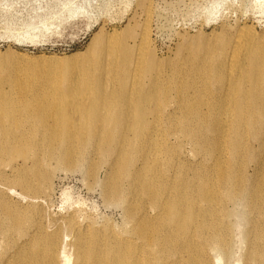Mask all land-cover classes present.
Returning <instances> with one entry per match:
<instances>
[{
  "label": "bare ground",
  "instance_id": "1",
  "mask_svg": "<svg viewBox=\"0 0 264 264\" xmlns=\"http://www.w3.org/2000/svg\"><path fill=\"white\" fill-rule=\"evenodd\" d=\"M144 12L147 22L152 11L147 7ZM143 25L133 52L117 30L108 33L104 43L87 56L76 52L75 64L64 76L71 78L65 88L49 82L20 85L18 80L19 84H8L7 88L0 85V155L8 152L11 156L0 166V220L8 227L0 229V264H189L192 258L194 264H213L210 260L213 253L225 259L230 256L223 230L230 231V204L243 205L247 215L244 264H264L263 38L250 28H241L231 41L222 39L215 60L204 65L208 78L216 86L211 89L212 98L199 102L207 104V108L192 104L187 86V90L182 88L187 96L182 95L171 110L160 114L161 105L166 107L172 100L167 94L162 100V88L153 82L157 68L148 48L150 26ZM39 57L35 58L36 64L53 58ZM142 77H147L150 86L155 83L152 92L140 86ZM196 91L199 92L198 88ZM147 103L156 106L145 109ZM91 124L101 125L99 132L103 129L107 132L100 141L103 150L114 157L106 173L108 177L114 168L117 175L112 182L103 181L107 197L127 205L132 199L124 192L123 182L134 184L135 192L148 199L153 218H160L159 227L149 226L144 215L134 216L130 211L125 221L130 229L122 232L112 228L106 231L79 212L48 221L42 205L44 195L22 176L27 168H22L14 180L6 174L8 168L19 170L35 154L32 150L39 146L38 135L44 137L46 147L58 145L48 148V155L53 156L58 150L71 159L69 144ZM159 129H175L177 139L190 142L194 152L204 159L206 169L202 175L179 179V186L190 189L192 195L188 198L182 195L176 198L175 194L171 198V181L164 182V174H156L154 165L149 164L151 156L147 153L151 152ZM128 131L134 133L135 139L126 135ZM124 141L129 142L134 154L131 160L122 154L126 150ZM252 141L261 148L255 161L259 172L247 175L245 168L250 160L245 156L252 152ZM141 146L144 154L135 160ZM258 153L253 152L251 159ZM13 160L22 163L19 166ZM160 184L166 186L162 188ZM15 193L23 198L24 211L14 203ZM24 212L31 215L21 217ZM190 227L193 243L198 246L195 253L191 249V236L186 235ZM196 258L201 259L197 262Z\"/></svg>",
  "mask_w": 264,
  "mask_h": 264
},
{
  "label": "rangeland",
  "instance_id": "2",
  "mask_svg": "<svg viewBox=\"0 0 264 264\" xmlns=\"http://www.w3.org/2000/svg\"><path fill=\"white\" fill-rule=\"evenodd\" d=\"M147 7L152 12L150 20L146 22L144 10ZM143 23H149L150 26L148 48L157 68L153 82L161 86L162 100L166 94L172 100H169L171 103L166 107L161 105L162 114L171 110L175 100H179L182 95L186 97L187 91L193 98L192 104L195 105L213 97L211 89L216 86L214 87V83L208 78V68L205 66L215 60L222 39L231 41L243 28H250L257 37L263 38L264 42V0H0V85L7 88L8 84L18 81L20 85L27 86L49 82L61 89L65 88L71 78L64 76L74 66L73 55L76 52L87 56L92 49L99 48L108 33L114 30H117L121 39L133 52L140 41ZM90 43L92 44L89 46ZM88 46L91 50L87 48ZM39 56L53 58L46 63L36 64L35 58L38 59ZM200 65H203V69ZM37 67L39 70L42 69V72ZM38 72L41 73L38 75ZM37 75L40 79L36 77ZM141 80L140 86L148 88L147 90L150 88V92L155 89V83L153 86L148 85L150 82L147 77H142ZM207 84H211V87ZM187 86L191 89L186 88ZM194 86L199 92L194 93L196 89ZM184 87L188 89L187 91L183 89L185 94L182 93ZM134 99L132 96L131 100ZM155 104L147 103L144 107L154 108ZM200 105L202 108L204 106V110L207 108V104ZM98 126L91 124L83 134L76 135L77 138L75 137L73 143L69 144L73 152L71 159L63 157L57 149L53 156L48 155V148L52 146L46 147L44 137L38 135L39 146L33 147L32 150L35 154L23 166H20L22 163L20 160H13L12 163L19 162L20 168L16 171L8 168L6 174H10V178L14 180L22 168H27L22 172V176L38 186L44 195L42 205L43 211L45 209L47 211L48 221L79 212L90 222L104 227L106 231L112 228L122 232L130 229L125 223L127 211H130L134 216L144 215L149 226L159 227L160 218H153L155 214L151 213L152 207L148 199L135 192L137 190L134 184L123 180L124 192L132 199L127 205L121 200L107 197L109 194L103 190V181L112 182L117 173L113 168V173L107 177L106 171L111 168L110 161L114 157L111 152L103 150V142L100 139L105 138L107 132L104 129L102 133L99 132L101 125ZM165 129L164 131L159 129L154 137L153 142L156 144L152 143V150L147 153L151 156L149 164L154 165L156 174H164L165 177L162 178L164 182L171 181L173 186V191H170L171 198L174 194L176 198L181 195L188 198L192 195L190 189L183 185L179 186V179L193 178L196 174L202 175L206 169L205 163H202L204 159L194 152L190 142L177 139L178 132L175 129H169L170 131ZM126 135L130 139L135 137L132 131L126 132ZM86 140L90 142L87 143ZM123 144L125 145L123 150H126L122 154L131 160L134 154L130 144L126 141ZM252 145V152L245 156L250 160L245 168L247 175L259 172L255 161L261 148L257 142L252 141ZM57 146L54 144L52 148ZM142 148L141 146L139 149L140 156H136L135 160L144 154ZM253 152L258 153L254 160L251 159ZM0 156V166L11 159L8 152ZM159 186L163 188L166 184ZM175 189H180L179 193H174ZM12 198L14 203L18 204L17 207L24 211L23 198L17 193L12 195ZM229 209L232 210L229 218L230 231L226 228L223 230L230 248V256L225 259L213 253L210 255L213 264H244L247 215L244 213L243 205L230 204ZM30 215L24 212V216L21 217ZM3 228H8L7 224L4 226L0 220V229ZM166 229L170 227L166 226ZM186 235L191 236L190 244L193 246L191 249L195 253L198 246L193 243L192 227L188 229ZM150 259L152 260L153 256H150ZM199 259L201 258H196V261L199 262ZM189 264H194L193 258Z\"/></svg>",
  "mask_w": 264,
  "mask_h": 264
}]
</instances>
